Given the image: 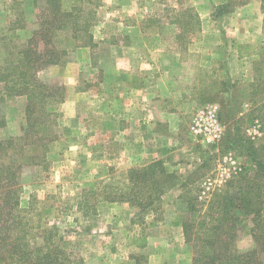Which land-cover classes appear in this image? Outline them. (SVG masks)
I'll list each match as a JSON object with an SVG mask.
<instances>
[{
  "label": "rangeland",
  "instance_id": "rangeland-1",
  "mask_svg": "<svg viewBox=\"0 0 264 264\" xmlns=\"http://www.w3.org/2000/svg\"><path fill=\"white\" fill-rule=\"evenodd\" d=\"M88 1L85 5L87 11L90 9L94 12L91 31L101 44L124 41L118 35L124 24L142 30L141 35H132L134 41L168 43L173 39L176 25L183 21L186 25L189 22L191 27L201 24L206 33L205 42L253 43L264 48V0H232L236 3L229 9H233L220 17L212 15L215 6L225 0ZM239 1L242 2L238 4ZM41 7L40 0H0V36L6 37L5 42L0 43V66H3L10 49V33L14 34L15 43L26 40L37 27ZM21 11L24 12L25 27L10 30V19L12 21L15 13ZM249 27L254 30L253 37L257 41H244ZM100 29L102 33H99ZM235 30H238V35ZM15 37H18L17 40ZM103 47L102 44L96 48V53H91L89 59L95 61L102 56L109 59L110 50ZM75 50L66 57L64 65H49L39 71L46 83L64 85L65 93L64 100L54 105L60 137L48 155V167L30 166L24 169L21 176L20 206L29 208L27 216L34 227L32 231L36 232L37 226L47 228L48 234L53 233V240L81 257L84 264H135L136 260L130 257L132 255L142 257L140 264H191L196 243L186 241L182 222L190 216V205L203 212L213 193L220 192L239 176L217 186L209 194L202 193L205 178L216 173L215 161L219 155L231 151L240 164L246 166L241 143L235 137L256 144L264 142V101H255L259 96H264V79L261 78L255 91L256 98L252 101L226 100L224 97L218 100L207 98L200 103V106H218L224 126L222 140L217 145L206 146L188 133L192 139H187L195 148L190 157L191 165L176 169V185L162 195L159 209L150 210L151 207H148L140 210L128 201L102 199L103 191L107 190L105 185L121 186L124 182L122 172L135 166L131 160L139 152L134 144L122 145L117 122L110 123V126H115L114 130L99 128L101 122L92 113V101L97 99L101 92L97 89L102 84L88 79L94 72V68H90V73L87 69L88 52ZM255 51L249 45L242 46L244 54ZM258 54L264 59V50ZM224 63V68H220L222 78L235 79L237 63L233 60ZM261 65L262 62L257 64L258 75L262 72ZM4 97L0 102V115L5 124L0 127V138L21 135L25 127V97ZM232 110L240 113L239 117ZM255 119L261 123L262 134L251 139L247 129ZM173 149L177 150L175 147ZM147 150L149 148L144 149V156ZM186 177H189V183L182 185ZM83 194L89 195L90 205L93 204L87 214L78 207ZM194 198L197 200L192 201ZM244 221L251 224L249 218ZM239 226L241 229L237 231L236 247L240 252H246L255 244L251 234ZM190 235L192 238L193 235ZM41 242V236L32 235V245Z\"/></svg>",
  "mask_w": 264,
  "mask_h": 264
},
{
  "label": "trees",
  "instance_id": "trees-1",
  "mask_svg": "<svg viewBox=\"0 0 264 264\" xmlns=\"http://www.w3.org/2000/svg\"><path fill=\"white\" fill-rule=\"evenodd\" d=\"M87 2L40 0L42 7L32 34L15 43L10 33V49L0 66V102L4 96H24L25 127L21 135L0 138V264H84L81 257L53 240L47 228L37 226V231H32L29 208L20 206V181L27 167H48V155L59 140L54 105L64 100L65 88L61 83H46L39 71L49 65H64L70 52L94 45V12L87 11ZM233 3L225 0L217 4L212 16L230 12ZM23 14L17 12L10 19V30L25 27ZM5 39L0 36V43ZM4 122L0 115V127ZM235 138L241 143L246 166L227 187L213 193L203 212L190 205V216L182 222L186 241L196 243L191 264H264V142ZM121 178L124 182L120 187L104 186L103 200L128 201L140 210H157L162 195L175 187L178 176L168 172L161 160H154L129 168ZM188 183L189 177L182 185ZM88 197L83 194L81 206L78 204L84 214L93 206ZM248 218L251 224L244 221ZM239 225L251 234L255 244L246 252L236 247ZM33 234L41 236L40 244H31ZM130 257L140 264L141 256Z\"/></svg>",
  "mask_w": 264,
  "mask_h": 264
},
{
  "label": "crops",
  "instance_id": "crops-1",
  "mask_svg": "<svg viewBox=\"0 0 264 264\" xmlns=\"http://www.w3.org/2000/svg\"><path fill=\"white\" fill-rule=\"evenodd\" d=\"M181 22L176 25L173 39L168 43L134 41L132 35H141L142 30L124 24L118 34L124 41L102 43L110 50L109 59L103 56L95 61L89 59L102 45L94 37L93 46L75 50L88 52L89 73L90 68H94L88 79L102 84L97 89L101 90L97 99L92 101V113L101 122L99 128L114 130L115 126L110 123L117 122L122 145L137 147L139 154L131 160L135 166L161 160L168 172L177 173L179 166L191 165L190 157L195 148L187 139L191 138L188 124L200 103L207 98L224 97L226 100L252 101L261 78L264 79V59L258 54L264 48L253 43L205 42L206 33L201 24L191 27L189 22L187 25ZM234 32L239 34L238 30ZM99 33H102L101 29ZM246 36L244 41H257L251 27ZM245 45L256 51L244 54L242 46ZM224 60L237 63L235 79L226 80L220 75ZM261 62L262 72L258 75L257 64ZM255 101L263 103L264 96ZM232 112L236 113L235 110ZM239 114L236 113V117ZM146 148L149 150L144 156Z\"/></svg>",
  "mask_w": 264,
  "mask_h": 264
},
{
  "label": "built area",
  "instance_id": "built-area-1",
  "mask_svg": "<svg viewBox=\"0 0 264 264\" xmlns=\"http://www.w3.org/2000/svg\"><path fill=\"white\" fill-rule=\"evenodd\" d=\"M188 129L190 134L206 146L219 144L224 135V126L219 116L216 104L198 106L192 114ZM261 123L258 119L248 126V135L256 139L262 134ZM243 170L242 164L231 151L223 152L215 161L214 175L207 176L202 183V193L209 194L220 186L236 177Z\"/></svg>",
  "mask_w": 264,
  "mask_h": 264
}]
</instances>
